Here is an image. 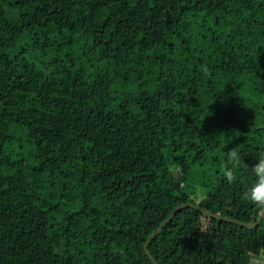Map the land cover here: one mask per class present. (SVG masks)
<instances>
[{
  "label": "trees",
  "instance_id": "obj_1",
  "mask_svg": "<svg viewBox=\"0 0 264 264\" xmlns=\"http://www.w3.org/2000/svg\"><path fill=\"white\" fill-rule=\"evenodd\" d=\"M261 153L264 0H0V264H151L188 203L252 224ZM148 251L264 264V219L183 209Z\"/></svg>",
  "mask_w": 264,
  "mask_h": 264
},
{
  "label": "clouds",
  "instance_id": "obj_2",
  "mask_svg": "<svg viewBox=\"0 0 264 264\" xmlns=\"http://www.w3.org/2000/svg\"><path fill=\"white\" fill-rule=\"evenodd\" d=\"M205 72H207V69H205ZM241 165L245 168L248 167L243 163V159L236 149L233 148L226 153V163L221 167V172L228 184H232L237 180L236 172ZM250 171L255 179L243 193L242 198L251 203L258 211L264 213V153L259 155L257 162L251 166ZM202 199L203 195L198 194L196 203H199ZM257 264H260V262L257 261Z\"/></svg>",
  "mask_w": 264,
  "mask_h": 264
},
{
  "label": "water",
  "instance_id": "obj_3",
  "mask_svg": "<svg viewBox=\"0 0 264 264\" xmlns=\"http://www.w3.org/2000/svg\"><path fill=\"white\" fill-rule=\"evenodd\" d=\"M183 209H191V210H193V211H195V212H197L203 216H206L210 219H214V220H217L219 222H224V223H228V224H233V225L239 226L241 228H244L246 230L255 229L260 224V222L264 219V213H261L260 216L256 219V221L254 223L245 224V223L238 221V220L223 217L219 214H214L208 210H205L204 208H201L197 205H193L191 203L182 204V205L178 206L177 208H175L174 211L170 214V216L163 223H161L160 226L157 229H155L148 236V239L143 246V250H144L145 256L148 258V260L151 262V264H158V263L151 257V255L148 251L149 244L151 243V241L154 238H156L161 233V231L165 228V226L168 225L172 221V219L175 217V215Z\"/></svg>",
  "mask_w": 264,
  "mask_h": 264
},
{
  "label": "rangeland",
  "instance_id": "obj_4",
  "mask_svg": "<svg viewBox=\"0 0 264 264\" xmlns=\"http://www.w3.org/2000/svg\"><path fill=\"white\" fill-rule=\"evenodd\" d=\"M166 171H167L168 173H170L172 179L175 178V181H177V178H178V176H177L178 173H177V172H175V171H173V170H171L170 168H167V167H166ZM168 173H167V174H168ZM175 173H177V174H175ZM195 179H196V178H195ZM196 181H197V180H196ZM184 186L187 187V183H186V185H185V183H184Z\"/></svg>",
  "mask_w": 264,
  "mask_h": 264
}]
</instances>
